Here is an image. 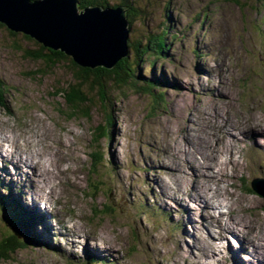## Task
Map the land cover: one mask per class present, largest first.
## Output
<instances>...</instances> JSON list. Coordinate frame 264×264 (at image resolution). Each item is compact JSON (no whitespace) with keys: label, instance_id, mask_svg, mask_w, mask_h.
<instances>
[{"label":"rangeland","instance_id":"1","mask_svg":"<svg viewBox=\"0 0 264 264\" xmlns=\"http://www.w3.org/2000/svg\"><path fill=\"white\" fill-rule=\"evenodd\" d=\"M107 1L136 8L130 41L145 44L170 25L167 57L141 66L146 79L165 77L154 90L165 101L130 83L108 88L113 138L99 141L95 131L106 115L98 89H82L93 100L87 117L57 96L75 84L72 58L52 66L34 61L26 52L42 44L0 28V79L7 88L0 98V192L42 216L53 214L51 227L43 221L32 229L34 241H42L16 238L21 248L0 264H89L88 254L106 264H264L247 229L224 225L245 216L264 237V197L247 190L254 178H264V169L258 171L264 164V0ZM16 147L41 160L42 177ZM226 147L237 163L220 162ZM206 158L219 166L206 169ZM205 179L212 191H228L229 207L192 190ZM5 219L0 216L1 239L12 232ZM86 233L92 234L87 241Z\"/></svg>","mask_w":264,"mask_h":264},{"label":"water","instance_id":"2","mask_svg":"<svg viewBox=\"0 0 264 264\" xmlns=\"http://www.w3.org/2000/svg\"><path fill=\"white\" fill-rule=\"evenodd\" d=\"M79 0H0V23L85 68H112L127 54L129 34L121 6L78 8ZM253 189L264 197V179Z\"/></svg>","mask_w":264,"mask_h":264},{"label":"trees","instance_id":"3","mask_svg":"<svg viewBox=\"0 0 264 264\" xmlns=\"http://www.w3.org/2000/svg\"><path fill=\"white\" fill-rule=\"evenodd\" d=\"M128 1V0H127ZM81 8L87 6H101V7H114L115 5H110L107 0H81L80 2ZM120 5V4H119ZM121 5L126 8L128 24L131 28L133 24V19H135L136 8L131 4L121 3ZM135 17V18H134ZM170 25H167V28L163 32H155L151 33L145 44L141 41L133 42L128 40L127 43V54L119 59L114 67L108 69L104 67H96V68H85L77 65L72 59V64L75 65L78 71L74 72V85H70L67 89H63L57 92V96H62L66 103L74 109L75 114L80 111L84 114V116H88L90 110L88 109V104L93 100L89 98L87 95H83V87L85 85H90L92 89L95 87L98 89V95L101 107L104 106V112L106 115V122L104 124H100L96 131L95 135L97 136V140H102L108 138L112 139V127H113V115L111 112L112 101H110L108 88H119L122 85L131 84L133 87H137L144 92H147L153 97H155L156 102L162 103L164 102L163 93H155L158 87L163 86V83H167V80H164V76H157L153 74L151 77H144L141 66L146 63L147 59L154 57L155 60L147 61L148 64L155 63L158 59H163V57H167L169 51L168 41V29ZM0 28H6L5 25L0 23ZM12 35H16L17 33L8 30ZM26 39L33 40L29 36L24 35ZM174 38V37H173ZM41 50H45L44 47L41 46ZM49 54L41 52V50L37 51H28L26 52L27 57L34 61H42L48 63L49 66L59 64V62L64 61L68 58L61 51H55L49 49ZM133 55V56H132ZM152 62V63H151ZM152 69V68H151ZM145 78L142 81L141 78ZM163 80V81H162ZM7 90L5 83L0 79V98L5 95V91ZM102 100V102H101ZM1 106H3L1 104ZM98 106V104H97ZM248 190V188H247ZM249 191V190H248ZM253 191V190H251ZM14 197L3 195L0 193V207L2 208V212L5 213L6 220L16 226L19 234L22 238L28 241H34L29 233V222L33 219L31 212L29 213L27 210L23 208V206L17 201H11ZM10 202L13 204H10ZM16 207V208H15ZM25 221V222H24ZM16 236H5L4 239L0 240V257H6L7 254H12L18 248H21L22 245L18 243ZM8 258V257H6Z\"/></svg>","mask_w":264,"mask_h":264},{"label":"bare ground","instance_id":"4","mask_svg":"<svg viewBox=\"0 0 264 264\" xmlns=\"http://www.w3.org/2000/svg\"><path fill=\"white\" fill-rule=\"evenodd\" d=\"M117 7H119V6H116V7H112V8H110V9H116ZM106 8H108V7H106ZM124 8V7H123ZM103 10L105 9V7L104 8H102ZM125 12V17H126V10L124 11ZM127 20V19H126ZM128 22V21H127ZM129 26V25H128ZM129 28V27H128ZM130 30V29H129ZM129 33H130V31H129ZM129 36H130V34H128V37H127V39H126V47H127V43H128V40H129ZM124 57V56H123ZM216 59V58H215ZM35 118V117H34ZM192 121V123H193V120H191ZM194 124V123H193ZM191 127H193V125L191 124V126H188V131L190 132V130H191ZM230 137H232V139H235V138H237V137H235L233 134L232 135H230ZM0 139H4V137L2 136V135H0ZM174 148V147H173ZM16 150H17V155H19V156H22V157H24V159H25V162L26 161H30L31 163H33L36 167H37V170H38V172L40 173V177H42V175H43V171H42V169H43V165H42V163H41V160L40 161H37L36 160V158L34 157V154H33V151H31L30 153L29 152H27L26 151V149L25 148H23V147H16ZM228 153V155L226 156V157H224V158H221V157H223V156H221L220 157V162H222L224 165H225V163L227 162L228 164H230V163H237V160H236V152H235V150H233L232 148H229V147H226V151H225V153ZM224 153V154H225ZM223 154V155H224ZM228 158V161H226L225 162V160ZM50 162H51V159H50ZM226 163V164H227ZM48 166V165H47ZM202 166L203 167H205L206 169L207 168H209V167H214V168H216L217 166H219V165H213L212 163H210L209 161H208V158H206V159H204L203 160V164H202ZM197 171L198 170H196V171H193V174H197ZM207 175V174H206ZM206 178V177H205ZM208 180H210V179H205V180H201V182H200V185L198 184V182L197 181H195V183H194V186H193V188H192V190L193 191H195V192H197V194H198V197L199 198H201L202 200H204L205 201V198H206V200H207V198H209L212 202H213V204L214 205H217V206H219V205H224L225 207H229V203H230V200L229 199H227V198H225V196L227 195V190H226V192L225 193H223V192H220V193H216L217 191H212L208 186H205L204 184H203V181H208ZM233 180V179H232ZM206 183V182H205ZM230 186H233V183L230 185ZM212 188V187H211ZM221 188V187H220ZM98 191V190H97ZM190 192V191H189ZM228 195H231L230 193H228ZM196 196V195H195ZM197 197V198H198ZM175 200H178V197L177 196H175V197H173ZM193 198V197H192ZM194 199V198H193ZM196 199V198H195ZM199 201V200H198ZM171 203V202H170ZM169 206L170 205H165V206H163L164 208H166L167 210L169 209ZM206 206L209 208V205L206 203ZM16 208V207H15ZM223 213L224 212H219V214H218V217L216 218V222L218 223V226L221 228V226H222V223H223V221L221 222V218L224 220V218H223ZM50 216H48L47 215V213H45L44 214V216H43V219H42V223H43V221H46V223L44 224V225H46L48 222H49V224H50V227H51V222H50V220H51V216H53V214L50 212ZM222 214V216H220ZM55 216H57V215H55ZM58 218V217H57ZM258 219H260V217H255V220L256 221H258ZM58 220H59V218H58ZM251 221L249 220V223H250ZM224 225H225V227L226 228H228V229H236V230H239L240 231V228L241 227H243L244 229H247V234H248V237H249V239H250V244L252 245V247H253V250L256 252V256H258V258L257 257H255V258H257L258 260H259V256L261 255L262 256V258H263V261H264V237H261L259 234H257L254 230H253V228H252V226L249 224V227H248V224H247V218L245 217V216H242V219H239V218H237V217H235V216H231L230 217V219H228V220H224ZM46 227V226H45ZM49 228V227H48ZM67 228V227H66ZM48 230V232L50 233V234H52L51 233V231L49 230V229H47ZM68 234H70V233H68ZM74 234V232H72L70 235H72V236H74L73 235ZM97 236H99V233H97L96 234ZM242 235L243 236H245L246 237V232L245 231H243L242 232ZM86 238L85 239H83V240H86L87 241V238H90L91 236H92V234H90V233H86ZM100 237V236H99ZM213 237V236H212ZM65 238V237H64ZM67 238V237H66ZM241 238V237H240ZM63 240V239H62ZM202 243L206 246V247H209V248H211L212 249V251L214 250V244L213 243H210L209 244V241H207L205 238H203L202 239ZM213 244V245H212ZM97 248V247H96ZM259 253H261V254H259Z\"/></svg>","mask_w":264,"mask_h":264}]
</instances>
